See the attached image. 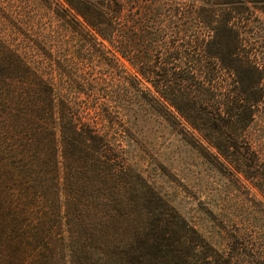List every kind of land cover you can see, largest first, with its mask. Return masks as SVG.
I'll list each match as a JSON object with an SVG mask.
<instances>
[{
    "label": "trees",
    "instance_id": "16d2710c",
    "mask_svg": "<svg viewBox=\"0 0 264 264\" xmlns=\"http://www.w3.org/2000/svg\"><path fill=\"white\" fill-rule=\"evenodd\" d=\"M64 1L72 39L89 54L112 50L127 61L136 86L147 82L157 95L137 92L160 97L153 101L167 118L203 133L264 195V138L251 132L264 113V62L262 43L240 31L247 3ZM41 38V56L30 59L0 35V264H238L215 253L134 167L112 92L70 97V83L82 81L68 74L74 57L64 36L51 37L49 53ZM105 60L116 69L117 58ZM221 69L232 90L215 80Z\"/></svg>",
    "mask_w": 264,
    "mask_h": 264
},
{
    "label": "rangeland",
    "instance_id": "374dc122",
    "mask_svg": "<svg viewBox=\"0 0 264 264\" xmlns=\"http://www.w3.org/2000/svg\"><path fill=\"white\" fill-rule=\"evenodd\" d=\"M156 1L175 8L179 1L197 4L201 0ZM242 1L247 3L242 7L249 9L245 13L248 20H244L240 31L257 43H262L261 60L264 62V10H260L264 5L259 3L264 0H253L257 3ZM64 9H68L64 0H0V35L18 43L30 59L41 56L38 54L41 37L48 42L42 45V49L49 53L51 37L54 34L64 36L72 49L67 58H70L69 55L74 57L67 69L68 74L72 77L77 75L82 81L79 84L76 81L77 85L74 86L70 83V97L84 100L100 98L112 92V97L108 98H112L114 104L120 125L117 129L124 130L122 145L134 167L160 193L169 208L192 227L215 253L229 258L233 263L264 264V195L219 156L203 133L192 129L180 117L182 127L176 120L167 118L170 117L167 112L153 101L160 97H146V93L137 92L133 79L134 75L140 76L127 61L109 50L105 55L118 59L113 71L106 65V56L89 54L85 46L72 39L70 25L73 23ZM172 21L179 23L178 18H172ZM171 30L169 34L176 29ZM195 33L190 31L186 34ZM105 49H109L107 44ZM222 53L227 57L224 50ZM110 72L111 75H107ZM239 73L242 74V71L239 70ZM215 74V80L222 89L230 87L232 90L233 82L226 69ZM53 75H57V72ZM101 78H105V82ZM95 81L99 83L94 85ZM237 85L239 91L243 89L241 83ZM136 87L140 90L149 88L153 95H157L147 82ZM57 88L67 91L65 85L61 87L58 82ZM236 98L240 101L246 97ZM251 130L254 136L264 138L262 111L257 113Z\"/></svg>",
    "mask_w": 264,
    "mask_h": 264
}]
</instances>
